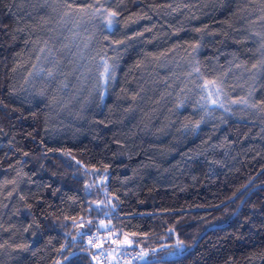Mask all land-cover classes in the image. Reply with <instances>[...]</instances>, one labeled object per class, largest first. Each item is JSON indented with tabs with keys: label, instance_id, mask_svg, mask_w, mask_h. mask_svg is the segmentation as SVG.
Instances as JSON below:
<instances>
[{
	"label": "trees",
	"instance_id": "trees-1",
	"mask_svg": "<svg viewBox=\"0 0 264 264\" xmlns=\"http://www.w3.org/2000/svg\"><path fill=\"white\" fill-rule=\"evenodd\" d=\"M134 250L264 264V0H0V264Z\"/></svg>",
	"mask_w": 264,
	"mask_h": 264
},
{
	"label": "built area",
	"instance_id": "built-area-1",
	"mask_svg": "<svg viewBox=\"0 0 264 264\" xmlns=\"http://www.w3.org/2000/svg\"><path fill=\"white\" fill-rule=\"evenodd\" d=\"M87 242L89 246L95 247L96 249H100L105 243H109L117 249H122L124 247V240L121 236L111 232H94ZM148 255V250L127 251L119 255L117 259L113 261H107V259L102 257L98 261V264H136L147 259Z\"/></svg>",
	"mask_w": 264,
	"mask_h": 264
},
{
	"label": "rangeland",
	"instance_id": "rangeland-1",
	"mask_svg": "<svg viewBox=\"0 0 264 264\" xmlns=\"http://www.w3.org/2000/svg\"><path fill=\"white\" fill-rule=\"evenodd\" d=\"M200 103L202 105L208 106H220L222 104V101L220 99V94H218V91H216L209 85H204L200 91ZM96 261L98 262L99 260L96 259Z\"/></svg>",
	"mask_w": 264,
	"mask_h": 264
},
{
	"label": "snow or ice",
	"instance_id": "snow-or-ice-1",
	"mask_svg": "<svg viewBox=\"0 0 264 264\" xmlns=\"http://www.w3.org/2000/svg\"><path fill=\"white\" fill-rule=\"evenodd\" d=\"M111 16L116 15V13H110ZM109 24H111V20L108 21ZM130 243V241H129ZM180 242L177 243V248H179Z\"/></svg>",
	"mask_w": 264,
	"mask_h": 264
}]
</instances>
